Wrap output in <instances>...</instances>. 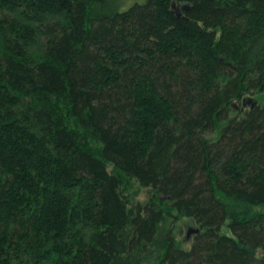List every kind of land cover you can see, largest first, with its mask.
<instances>
[{"label":"trees","instance_id":"obj_1","mask_svg":"<svg viewBox=\"0 0 264 264\" xmlns=\"http://www.w3.org/2000/svg\"><path fill=\"white\" fill-rule=\"evenodd\" d=\"M256 92L264 0H0V264H264Z\"/></svg>","mask_w":264,"mask_h":264},{"label":"rangeland","instance_id":"obj_2","mask_svg":"<svg viewBox=\"0 0 264 264\" xmlns=\"http://www.w3.org/2000/svg\"><path fill=\"white\" fill-rule=\"evenodd\" d=\"M247 100H251V102L253 100L255 103L262 106V105H264V94L261 92H256V93H252L249 95H245L239 101H234L233 107H232L231 111L229 112V116L233 117V116L239 115L241 111L243 113L245 111H247L249 109V104L246 103L245 106H243V104H242L243 103L242 101H247ZM218 135H219V132L217 131L212 135V137L215 139L218 137ZM145 198H146V195L143 192L139 196V201H142ZM183 220L177 224V229H176V233H175V240L177 241L178 246H181L182 249H188L189 250L190 246H191V237L189 239H185V234H186V231L189 227H193V228H196V227L193 226L188 221H185V220L183 221ZM221 232L224 234L229 233V231L226 229V227L222 228Z\"/></svg>","mask_w":264,"mask_h":264},{"label":"water","instance_id":"obj_3","mask_svg":"<svg viewBox=\"0 0 264 264\" xmlns=\"http://www.w3.org/2000/svg\"><path fill=\"white\" fill-rule=\"evenodd\" d=\"M243 103V106L246 105V103L249 104V107H253L254 105H256V103L252 100H247V101H242ZM199 233V228H193V227H189L186 231V234H185V239H189L191 236L195 235V234H198Z\"/></svg>","mask_w":264,"mask_h":264}]
</instances>
